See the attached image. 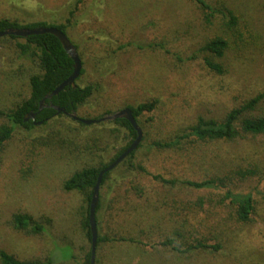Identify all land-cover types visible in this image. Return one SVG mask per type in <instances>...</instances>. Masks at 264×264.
Here are the masks:
<instances>
[{"label":"rangeland","instance_id":"obj_1","mask_svg":"<svg viewBox=\"0 0 264 264\" xmlns=\"http://www.w3.org/2000/svg\"><path fill=\"white\" fill-rule=\"evenodd\" d=\"M74 1L0 0V19L17 20L22 25L39 21L64 24L59 11H66ZM205 1L231 10L237 24L230 30L219 16L208 23V12L191 0H85L75 15L69 40L78 46L85 69L77 85L98 86V92L76 111V117L105 118L127 106L159 102L152 115L140 118L143 136L134 161L147 173L138 175L135 171L123 180L118 179L120 175L115 178L103 194L102 220L113 207L118 211L126 206V185H142L151 178L148 174L167 180L200 181L218 175L226 166L244 168L256 161L264 169V136L195 144L193 150L189 142L184 150L163 152L151 146L187 133L198 118L220 122L232 109L264 93V0ZM14 6L20 8L10 9ZM218 36L228 41V50L217 61L223 75L209 71L201 60L207 56L200 54L203 45ZM151 44H161L163 50H138L137 46ZM177 56L184 61L179 62ZM193 57L198 59L188 61ZM31 67L30 60L19 56L15 41H0V110L8 111L27 97L24 79ZM259 115L264 116V102L254 113ZM68 122L58 118L31 131L17 127L0 155V251L19 260L44 262L50 257L53 264H73L66 260L63 250L66 244L80 239L76 236L80 234L82 199L77 193L63 191L62 186L78 166L70 163V151L64 144L60 143L62 149L39 144L46 143L50 134ZM108 122L82 131L79 140L85 141L93 133L105 135L113 128ZM118 130L112 148L88 160L90 165L107 164L129 143L127 131ZM145 186L155 204L148 215L139 208L134 211L135 217L141 218L136 223L143 226L145 220V226L160 236H173L179 229L199 232L214 243L213 233L224 231L228 236L223 249L217 254L181 257L162 247L123 243L97 250L99 264H264V180H249L239 186L255 201V212L247 225L237 223L230 206L222 201L225 190L162 187L157 182ZM139 205L142 203L133 202L131 207ZM18 214L31 217L43 227V233L14 229L12 218ZM99 234L96 230V236Z\"/></svg>","mask_w":264,"mask_h":264},{"label":"trees","instance_id":"obj_2","mask_svg":"<svg viewBox=\"0 0 264 264\" xmlns=\"http://www.w3.org/2000/svg\"><path fill=\"white\" fill-rule=\"evenodd\" d=\"M85 0H75L69 8L63 12L60 9L61 16L64 17V24L53 25L46 21L33 22L28 24H20L17 20L9 18L0 19V33L7 30L15 29H36L39 27L44 28H56L64 33L67 38H70V32L75 27L74 18L79 12L80 6ZM201 11H206L205 20L210 23L211 19L217 16L221 17L226 22L228 28L231 30L237 24L236 18L233 12L223 8L221 6L216 8L214 5H210L205 0H191ZM27 7V6H26ZM20 8L18 6L11 7L10 9ZM11 40L15 41V48L19 53L21 59L30 60L32 67L30 74L24 79L26 94L22 101L12 105L11 108L6 110H0V155L5 147V144L11 139L15 128H21L26 131L34 130L37 124H34L32 120L24 122L26 115L35 113V122H40L41 125H47L58 118L66 119L69 121L66 126H60V131H56L50 134L46 143H39L40 146L46 148L62 149L60 143L67 147V152L70 154V163L77 164L78 168L74 170L72 175L63 183V191L67 193H77L81 201L79 208V231L76 238L80 239L74 243L66 244L64 247V256L66 260L73 264H90L91 259V233L89 226V207L93 190L97 182L98 175L107 169L112 163H114L134 142L136 139V133L124 119H117L109 121L108 126H113L107 133L96 134L85 141L79 140V133L85 132L88 129H94L96 125H84L79 121L70 119L63 114L57 115L56 112L50 108H44L39 114L37 113L39 103L45 96L49 95L59 85L66 81L73 73V62L67 56L62 49L59 41L51 35L30 36L28 38H18L13 36H7L0 38V41ZM73 44V43H72ZM77 53L78 46L73 44ZM138 50L142 49L154 52V50H163L161 44H151L148 46H137ZM228 50V41H225L221 37H215L209 39L203 47L200 49V54H205L207 57H202L203 65L211 72L217 75H223L222 67L217 63L221 60L226 51ZM81 61V73L76 80V88H65L57 96L53 97L50 102L45 101L44 105H52L64 109L66 113H76V111L82 107L94 93L98 92V86L93 83H87L83 88L77 85L78 80L85 74L84 60L82 55H79ZM176 59L179 62L184 60L177 56ZM198 59L193 57L188 61ZM108 59L105 60L107 63ZM34 64V65H33ZM105 73V72H104ZM101 74V73H100ZM264 102V93L258 94L250 101H246L238 108L232 109L228 112L226 117L222 121L206 120L204 118H198L196 123L189 127L187 133L177 136L173 140L167 142H153V149L159 151L170 150H184L185 145L189 142L191 149H194V145L214 144V143H231L243 137H262L264 136V116H254L256 108ZM159 102L157 100H151L142 102L135 108L127 106L125 109H129L140 128V118L144 115H152L158 109ZM78 118V117H77ZM104 117L93 119H80V120H100ZM104 124V123H103ZM57 125L55 126V128ZM118 129H124L127 131L129 143L122 149H120L116 155L107 164H98L96 166L90 165L88 160H93L97 155L107 153L112 148L111 142H114L118 138ZM141 129V128H140ZM142 131V130H141ZM81 135V134H80ZM140 148L139 146L137 149ZM136 149V150H137ZM136 150L131 153L122 165L115 168L113 171L105 173L102 177L99 186L98 205L95 210V225L96 230L101 234L96 237L95 245V258L94 264H99L100 259L96 258V251L103 247L111 245H117L120 247L123 243H129L139 248H152L162 247L164 249L171 250L181 257L199 255V254H217L223 249L224 242L226 243L227 236L224 231L219 233H213L214 241H209L202 235L199 236V232L190 233L188 231L182 232L181 229L177 230L173 236H160L156 234L151 226H145V220H141L144 225L142 226L137 222L134 211L141 209L145 215H148L150 207L154 206L151 200L153 197H149L145 183H159L163 186L175 187L179 185L183 188L193 189L197 191H218L225 190V194L222 201L232 209L234 220L242 225H247L251 222L252 216L255 212V201L253 195L243 193L239 190V186L249 180L259 179V182L264 180V169H260L255 162L254 164L246 167H235L229 169L226 166L221 169L218 175L212 176L208 179L200 181H178L177 179L167 180L159 174H148L151 178L144 180L141 185L138 182L126 185V206L119 207L118 211L113 209L111 214L101 218L102 204L104 202V192L108 189L115 178L120 175L118 179L123 180L125 177L131 176L135 171L138 175H145L147 172L144 167L134 161ZM74 154V158L73 155ZM123 168V171L119 172V169ZM117 179V178H116ZM264 201V195H263ZM133 202L142 203L137 208L131 207ZM201 202L199 203V205ZM140 210V211H141ZM12 224L17 231L30 232L33 235H39L43 233L44 229L41 225L35 223L33 219L27 215H15L12 218ZM187 235V237L185 236ZM74 246L77 250L74 252ZM115 247V246H114ZM97 251V253H98ZM0 264H53V261L49 257L47 261H22L16 257L8 254L4 251H0Z\"/></svg>","mask_w":264,"mask_h":264},{"label":"water","instance_id":"obj_3","mask_svg":"<svg viewBox=\"0 0 264 264\" xmlns=\"http://www.w3.org/2000/svg\"><path fill=\"white\" fill-rule=\"evenodd\" d=\"M40 35H51L55 37L62 49L65 51L67 56L72 60L73 62V73L71 76L64 81L61 85H59L54 91H52L49 95L45 97L46 100H51L53 97L57 96L60 92H62L65 88L71 87L73 89L76 88L75 82L79 78L80 73H81V61L79 59L78 53L74 47V45L70 42V40L67 38V36L62 33L60 30L56 28H44V27H39L36 29H15V30H7L3 33H0V38L2 37H7V36H13V37H18V38H28L30 36H40ZM44 101L41 103V106L43 105ZM51 109L55 110L58 113H64L65 111L61 108L51 106ZM35 118V114H28L24 118V122L27 120L31 119L33 120ZM72 119L77 120L78 118L76 117L75 114L71 115ZM117 119H124L129 122L131 127L136 133V139L134 142L128 147V149L114 162L112 163L107 169L102 171L97 178L96 185L93 190V195L91 198L90 202V207H89V226H90V233H91V259H90V264H94V258H95V245H96V225H95V210L98 205V196H99V186L102 180V177L105 173L113 171L123 160H125L131 153H133L137 147L139 146L143 133L141 129L138 127L131 110L129 109H123L120 112L102 118L100 120H79L80 123L84 125H94L98 124L100 122L104 121H114ZM41 125V123H38Z\"/></svg>","mask_w":264,"mask_h":264},{"label":"flooded vegetation","instance_id":"obj_4","mask_svg":"<svg viewBox=\"0 0 264 264\" xmlns=\"http://www.w3.org/2000/svg\"><path fill=\"white\" fill-rule=\"evenodd\" d=\"M73 89V88H72ZM46 97V96H45ZM45 97H44V99L39 103V108H38V111H37V113L39 114L44 108H50L51 109V104L50 105H48V106H45L44 105V103H45V101H48V102H50V100H46L45 99ZM44 101V103H43V105L41 106V103ZM53 110V109H52ZM64 110V109H63ZM55 111V110H54ZM65 111V110H64ZM56 112V111H55ZM31 114V113H30ZM32 114H35V113H32ZM56 114L57 115H59V114H63L64 116H66V117H68V118H70V119H72L71 118V115L72 114H75V113H71V114H68V113H66V112H64V113H58V112H56ZM36 115L37 114H35V118L32 120L33 121V123L34 124H37V125H39L38 123H40V122H35V119H36ZM29 120H31V119H29ZM73 120H75V119H73ZM80 119H77V120H75V121H79ZM28 121V120H27ZM26 121V122H27ZM80 122V121H79Z\"/></svg>","mask_w":264,"mask_h":264}]
</instances>
